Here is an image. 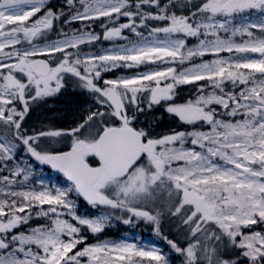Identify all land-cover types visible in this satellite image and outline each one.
<instances>
[{
	"label": "snow or ice",
	"instance_id": "1",
	"mask_svg": "<svg viewBox=\"0 0 264 264\" xmlns=\"http://www.w3.org/2000/svg\"><path fill=\"white\" fill-rule=\"evenodd\" d=\"M178 7L187 14H178ZM253 11L257 20L234 23ZM120 17L127 22L118 23ZM77 21H100L104 40L127 43L81 54V45L101 35L64 31ZM57 22L62 38L51 40ZM189 37L198 43L189 47ZM206 54L215 58L194 62ZM140 66L148 70L102 77ZM68 77L94 95L96 110L74 127L29 134L23 125L32 106L61 93ZM189 84H199L196 97L176 103L178 86ZM162 102L184 124L202 122L210 129L153 136L150 128L136 126ZM0 124V171L8 173L0 175V264H170L157 247L88 243L84 229L102 233L113 217L79 215L72 193L93 208L120 210L125 225L147 221L157 235L166 208L188 229L184 247L163 237L182 264H241V256L247 264H264V230H252L264 225V0H65L59 10L48 0H0ZM42 139L70 140V147L49 150ZM189 139L199 150L186 146ZM21 146L70 183L25 187L32 166L9 167ZM158 202L159 209L147 207ZM33 217L46 223L20 231ZM230 246L239 250L235 259Z\"/></svg>",
	"mask_w": 264,
	"mask_h": 264
},
{
	"label": "rangeland",
	"instance_id": "2",
	"mask_svg": "<svg viewBox=\"0 0 264 264\" xmlns=\"http://www.w3.org/2000/svg\"><path fill=\"white\" fill-rule=\"evenodd\" d=\"M59 2L65 7V0H48L49 6H53L54 10L61 9L54 3ZM168 0H162V3H167ZM181 3H187V0H180ZM200 0H192L193 4H198ZM145 9H148L149 6L145 5ZM184 11L185 9L177 8L176 11H179L178 14H180L181 11ZM185 14H187V11H184ZM42 14V13H41ZM259 12L253 11V12H247L242 14L241 16H237L235 18L234 23L240 24L244 17H247L248 21H255L259 18ZM127 22V18L120 17L118 23H124ZM85 22H73L70 26H64L65 32H70L71 29H77V26H80V24ZM87 24H93V30H86V31H92L95 34L101 35V39L98 42H93L91 44H84L80 46L81 54L84 53H102L107 49H111L114 45H120V44H126L127 42L122 39H114V40H104L102 37V33L104 29L101 27V22H86ZM107 23V21H105ZM118 23L116 25H109V26H118ZM78 24V25H77ZM164 21H151L150 26H164ZM58 25V24H57ZM59 26L60 23H59ZM58 27V26H57ZM55 30V29H54ZM144 34L147 35V29H144ZM123 34L125 36H128L131 39H135L134 35L127 29L124 30ZM49 39L55 40L62 38L59 33L51 34V32L48 34ZM161 38H163V34H161ZM237 42H241L242 38L237 36L236 38ZM188 40V46L191 47L198 43L197 39L195 37H189ZM37 43H43V40H38ZM26 46V45H24ZM222 56H228L230 55L227 52L221 53ZM254 55V54H253ZM215 57L211 54H206L203 58L197 57L195 59V63L201 62V59L203 60H212ZM190 66L187 63L185 64V67ZM155 67V66H152ZM148 70L145 66H140L136 68H116L108 72H103L102 77L103 79H115L120 76H131L138 72H143ZM73 79L76 80L75 77H68L66 78V87L62 89L61 93L57 94L56 96L46 98L44 101L38 102L36 105L32 106V110L28 114V116H31V118L26 117V122L32 127H36L35 131H41V130H49V129H68L70 127L76 126L78 123L82 121L83 118H86L89 109L96 110L97 105L95 103L94 95L90 93L88 90L83 89L81 87L76 86V81L74 82ZM98 83H103V80L98 81ZM185 86L186 88L192 90V96L190 95L189 99H194L197 95V88L199 87V84L196 85H180ZM230 88L231 85H228ZM188 90L187 92H189ZM208 91H211V86L208 87ZM164 103V102H162ZM182 103V102H179ZM219 111L223 112V109H218ZM148 113V112H147ZM145 115H141L139 117V120L137 122V127H148L152 130L153 136H162L165 134H169L173 131H193V130H201V131H208L210 129V126L207 124H203L202 122H197L196 125H187L181 122L177 117H175L172 114L167 113L165 110H157V116L160 115V117L167 118L165 123H157L151 122L147 119H145ZM240 117H236V119H239ZM26 125V123H24ZM23 125V126H24ZM28 126V125H26ZM29 127V126H28ZM25 128V126H24ZM32 133L34 129L31 130ZM4 133V126L0 124V136H2ZM29 133V134H32ZM43 139L41 140V142ZM63 141H58L55 144H58ZM70 146V140L65 142L64 146L62 148H67ZM186 146H191L190 139L187 142ZM196 147L197 150H199L198 146H191ZM27 162L32 166V176L29 177V181L26 182L25 187H36L39 189L40 182L43 181L44 184L48 186H59V187H66L70 182L67 180L59 177L56 173L46 169L43 164H40L38 161H36L33 157H31L29 154H27L23 147L21 146L17 150L16 159L12 162V164L9 165V167H12L15 163L20 162L23 166V162ZM2 167V165H0ZM7 172L0 171V175H6ZM22 180L23 177H20ZM19 190V189H15ZM71 199L76 201V207H77V213L82 216L87 217H94L100 215L102 212L105 214H110L113 218L110 220L109 224L105 227L103 234L106 233V231L109 232L110 236L107 238H101L100 236L98 240L95 241H89L87 237L88 243H96L98 241H106V240H112V241H121L125 240L129 243H138L142 244L144 246H150V247H157L161 250V252L166 255L169 259L170 264H182L183 257L176 253L173 249H171L170 245L167 243V241L162 238L161 236L155 234L154 232H147L142 229V227L146 226L148 224L147 221H138L134 220L133 224L125 225L121 218H127L126 214L122 213L120 210H112L108 208L107 206H100L97 208H93L92 206H86L77 196V194L72 193ZM166 198V197H165ZM149 209H152L153 211L155 209H159L161 207V202H158L156 204L149 203L147 205ZM162 215H166L167 209L163 208L161 209ZM67 218V217H65ZM178 221L180 219L178 217H175ZM181 222V221H180ZM46 223V219L43 217L36 218L33 217L31 221L27 225H23L20 227V231H27L31 227H35L38 224ZM186 227V226H185ZM176 226L169 225L168 229H175ZM254 231H261L264 230V225H256L253 226ZM15 231V230H14ZM85 234L91 233L86 228L84 229ZM247 231V230H245ZM100 234V233H98ZM97 235V234H93ZM184 241H186V238H184ZM187 244V243H186ZM185 244V246H186ZM228 252L232 251L235 255L239 254L238 249H234L231 246L227 250ZM230 256V255H229ZM232 258H236V256H231ZM242 257V256H241Z\"/></svg>",
	"mask_w": 264,
	"mask_h": 264
},
{
	"label": "trees",
	"instance_id": "3",
	"mask_svg": "<svg viewBox=\"0 0 264 264\" xmlns=\"http://www.w3.org/2000/svg\"><path fill=\"white\" fill-rule=\"evenodd\" d=\"M55 4L58 7H60V8L64 7L59 2H56L55 1L54 5ZM189 8H190V5H189ZM65 10H66V8H65ZM184 11H188V9H185ZM177 12H179V11H177ZM57 24L55 26V30L51 31V34H54V31H55V33H59V30H60L61 26H59V22H57ZM85 24H86V22L80 24V26H77L76 28L77 29H80V30H93V28H94L93 27V24H90V27H93V28H90V27H87L86 28L85 27ZM73 81L75 82L76 80L73 79ZM188 90H190V89L186 88L185 86H178V88L176 89V96L174 97V101L176 103H179V102H182L183 103V102L187 101V99L189 98V96L190 95L192 96V90H190L189 92H187ZM165 108H166V105L164 103H161V105H159V106H155L151 112L146 113L145 119H147L149 121V123L155 122V121L157 123H159V122L160 123H165L166 120H167V118H165L163 116L160 117V115L159 116L156 115L157 114V110H160V109L165 110ZM28 118H31V116H28ZM24 123H26V125L29 126L28 127V126L24 125L25 126V129H27L29 133H32V131H31L32 129H34V131L36 130V127L30 126V122H29V124L26 121ZM40 143H41V147H46L49 150H53V149L54 150H58V149L60 150L64 146V141L63 142H60L58 144L50 143V142L46 144L44 142V140H43L42 142L40 141ZM170 224L173 225V226H176V228L175 229H168V227H169ZM160 228H161V231H160L159 236H161L162 238L163 237H167L170 240H174L181 247H184L185 244L187 243V239H186V241H184V238H186V237L189 236L187 227H185V225H183L175 217L170 216L168 213H166V215H164V216L161 215ZM142 229L144 231L154 232L156 234V232L154 230V225L150 224L149 222H148V224L146 226L142 227ZM85 235L88 237L89 241L98 240L101 235L102 236L100 237V239L101 238L104 239V238H107V237L110 236V234H109L108 231H106V233H104V234L103 233H100V234H97V235H93L92 233H86ZM228 254L230 256H236V257L238 256V255H235L232 251L228 252ZM240 261L241 262H244V261H247V260L245 258H243V257H240Z\"/></svg>",
	"mask_w": 264,
	"mask_h": 264
},
{
	"label": "water",
	"instance_id": "4",
	"mask_svg": "<svg viewBox=\"0 0 264 264\" xmlns=\"http://www.w3.org/2000/svg\"><path fill=\"white\" fill-rule=\"evenodd\" d=\"M68 149H66V150H62V151H67ZM46 167H48L49 169H52L51 168V166H49V165H45ZM53 171H55V172H57V174H59L60 176H62V177H64V178H66L62 173H60L58 170H55V169H52ZM82 198V200L87 204V205H89L84 199H83V197H81ZM241 264H247V262H243V263H241Z\"/></svg>",
	"mask_w": 264,
	"mask_h": 264
}]
</instances>
